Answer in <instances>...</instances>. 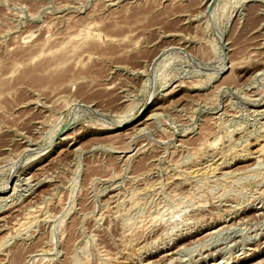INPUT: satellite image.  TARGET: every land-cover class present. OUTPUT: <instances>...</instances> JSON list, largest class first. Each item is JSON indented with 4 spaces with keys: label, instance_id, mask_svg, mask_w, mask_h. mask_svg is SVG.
<instances>
[{
    "label": "rangeland",
    "instance_id": "374dc122",
    "mask_svg": "<svg viewBox=\"0 0 264 264\" xmlns=\"http://www.w3.org/2000/svg\"><path fill=\"white\" fill-rule=\"evenodd\" d=\"M263 125L264 0H0V264H264Z\"/></svg>",
    "mask_w": 264,
    "mask_h": 264
},
{
    "label": "bare ground",
    "instance_id": "6f19581e",
    "mask_svg": "<svg viewBox=\"0 0 264 264\" xmlns=\"http://www.w3.org/2000/svg\"><path fill=\"white\" fill-rule=\"evenodd\" d=\"M88 30H89V28H88ZM87 30V31H88ZM85 33V32H84ZM86 34V33H85ZM86 37V36H85ZM67 40V39H66ZM74 40V39H73ZM83 40V39H82ZM68 41V40H67ZM71 42V41H70ZM79 42V41H78ZM78 42H75L76 43V45H77V43ZM82 42V41H81ZM68 43V42H67ZM63 44V43H62ZM65 45V44H64ZM60 48V47H59ZM65 48V47H64ZM76 48V47H75ZM58 49V48H57ZM66 49V48H65ZM73 50V49H72ZM75 50V49H74ZM39 52H40V50H39ZM46 52V51H45ZM49 52V51H48ZM64 52V51H63ZM47 53V52H46ZM62 53V52H61ZM60 53V54H61ZM66 53V52H65ZM44 54V53H43ZM50 55H52V54H50ZM68 55V54H67ZM43 56V55H42ZM46 56V55H45ZM59 55H57V57H58ZM61 56V55H60ZM73 57V56H72ZM68 58V57H67ZM58 59H59V61H60V57H58ZM65 61H66V58H65ZM61 62V61H60ZM61 64V63H60ZM64 65V64H63ZM60 66V65H59ZM61 68H62V66H61ZM45 70V69H44ZM42 71H43V69H42ZM46 71V70H45ZM8 77V76H7ZM256 77V76H255ZM5 83V82H4ZM197 84V83H196ZM191 85V84H190ZM258 116V115H257ZM125 119V120H124ZM123 120H124V122H121V124H125V126L126 125H128L129 123H130V119H131V117L129 118V117H126V118H124ZM132 121V120H131ZM119 124V123H118ZM217 126V125H216ZM221 126V125H220ZM264 126V125H263ZM105 127V126H104ZM260 127V126H259ZM222 128V127H221ZM136 129V128H135ZM222 130V129H221ZM220 131V130H219ZM255 131V130H254ZM243 132V131H242ZM259 132V131H258ZM240 133V132H239ZM250 133V132H249ZM62 134V133H61ZM222 135V134H221ZM256 135V134H255ZM217 136V135H216ZM208 137V136H207ZM220 137V136H219ZM220 139V138H219ZM221 141V140H220ZM224 141V140H223ZM209 142V141H208ZM231 142V141H230ZM207 143V142H206ZM218 143H220V142H218V141H214V142H209V143H207V145L204 147L205 148V151L204 152H207V151H209V152H211L212 154H213V152L215 153V152H217V149H218ZM253 143V142H252ZM224 144V143H223ZM180 145V144H179ZM220 148V147H219ZM242 148V147H241ZM248 148V147H247ZM199 149V148H198ZM201 149V148H200ZM224 149V148H223ZM231 149H232V147H231ZM207 150V151H206ZM245 150V149H244ZM75 151V150H74ZM246 151V150H245ZM198 152V151H197ZM201 152V151H200ZM199 153V152H198ZM222 153V152H221ZM249 153V152H248ZM258 153L260 154L259 156H264V144H263V142L261 143H259L258 144ZM218 154V153H217ZM196 155V154H195ZM198 155H200V154H198ZM197 155V158L196 159H198V156ZM237 155V154H236ZM242 155V154H241ZM204 157V156H203ZM192 159V158H191ZM202 158L200 157V160H201ZM199 161V160H198ZM214 161V160H213ZM262 161V160H261ZM230 162H232V161H230ZM37 163V162H36ZM181 164H183V163H181ZM198 164V162L196 161V165ZM231 164V163H230ZM195 165V166H196ZM225 165V164H224ZM259 165V164H258ZM194 166V167H195ZM200 166H202V164H201V162H200V164H198L197 165V168H201ZM213 166V165H212ZM214 166H216V165H214ZM176 167V166H175ZM216 167H218V168H220L221 169V167H219V165L218 166H216ZM216 167H213V168H216ZM229 167V166H228ZM209 168V167H208ZM218 168H216V170L218 169ZM225 168V167H224ZM245 168V167H244ZM243 168V169H244ZM262 168V167H261ZM177 169V168H176ZM179 169H180V166H179ZM198 170H200V169H198ZM219 170V169H218ZM237 170V169H236ZM185 171V170H184ZM188 171H189V169H188ZM206 171H209V170H206ZM214 171V170H213ZM242 171V170H241ZM255 171V170H254ZM197 172V171H196ZM211 172H212V169H211ZM215 172V171H214ZM227 172V171H226ZM225 172V173H226ZM185 173V172H184ZM177 174V173H176ZM190 174V173H189ZM192 174V173H191ZM180 175V174H179ZM210 175V174H209ZM185 176H186V174H185ZM228 176V175H227ZM201 177H202V175H201ZM232 177V176H231ZM165 178V177H164ZM179 178V177H178ZM261 178V177H260ZM168 180V179H167ZM195 180V179H194ZM197 180V179H196ZM208 180V179H207ZM231 180V179H230ZM262 180V179H261ZM29 181V180H28ZM27 181V182H28ZM163 181V180H162ZM200 181H202V180H200ZM258 181H260V180H258ZM169 182V181H168ZM196 182V181H195ZM227 182H228V179H227ZM185 183V182H184ZM257 183V182H256ZM155 184H157V183H155ZM154 185V184H153ZM184 185V184H183ZM8 186V185H7ZM160 186V185H159ZM150 187V186H149ZM173 187V186H172ZM256 187V186H255ZM27 188V187H26ZM163 188H165V187H163ZM188 188V187H187ZM191 188H192V186H191ZM199 188V187H198ZM162 189V188H161ZM18 190H20V189H18ZM256 190V189H255ZM161 191V190H160ZM14 192V191H13ZM197 192V191H196ZM19 193V192H18ZM183 193V192H182ZM185 193H187V191L185 192ZM198 193V192H197ZM136 194V193H135ZM159 194V193H158ZM194 194V193H193ZM184 196H186V195H184ZM189 196V195H188ZM197 196V195H196ZM195 195H194V197H196ZM1 198V197H0ZM188 198V197H187ZM187 200V199H186ZM197 200V199H196ZM128 201V200H127ZM126 202V201H125ZM49 203V202H48ZM42 204V203H41ZM52 204V203H51ZM43 205V204H42ZM12 206V205H11ZM10 206V207H11ZM52 206V205H51ZM16 208V207H15ZM42 208V207H41ZM8 209V208H7ZM27 210V209H26ZM31 210V209H30ZM42 211H43V209H41ZM33 211V210H32ZM47 212V211H46ZM264 212V211H263ZM262 212V213H263ZM36 213V212H35ZM41 213V212H40ZM31 215H32V213H30ZM37 214V213H36ZM35 214V215H36ZM25 215V214H24ZM30 215V216H31ZM257 215V214H256ZM29 216V215H28ZM37 216V215H36ZM35 216V217H36ZM40 217V216H39ZM38 217V218H39ZM25 218V217H24ZM31 218V217H30ZM158 218V217H157ZM33 219H35L34 217H33ZM38 220V219H37ZM36 221V220H35ZM158 221V220H157ZM32 223V222H31ZM36 223V222H35ZM29 224V223H28ZM34 224V223H33ZM156 224V223H155ZM141 225V224H140ZM149 225V224H148ZM130 226V225H129ZM228 227V226H227ZM19 229V228H18ZM142 230V229H141ZM19 231V230H18ZM215 231V230H214ZM131 232V231H130ZM135 232H137L136 231V229H135ZM217 233V232H216ZM221 233V232H220ZM211 235V234H210ZM212 246V245H211ZM1 247V246H0ZM210 250V249H209ZM20 262V261H19Z\"/></svg>",
    "mask_w": 264,
    "mask_h": 264
}]
</instances>
